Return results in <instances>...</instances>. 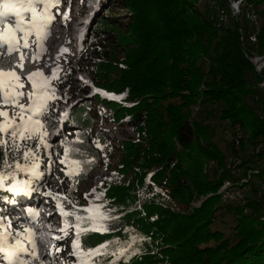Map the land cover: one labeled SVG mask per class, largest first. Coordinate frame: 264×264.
<instances>
[{
    "label": "trees",
    "instance_id": "1",
    "mask_svg": "<svg viewBox=\"0 0 264 264\" xmlns=\"http://www.w3.org/2000/svg\"><path fill=\"white\" fill-rule=\"evenodd\" d=\"M201 1L107 0L88 29L84 54L92 57L95 93L72 110L75 137L65 145L83 153L73 158L95 162L83 164L87 170L71 179L76 187L67 196L85 204L75 191L101 166L99 142L110 179L102 178L96 192H104L117 217L109 221L115 231L88 233L81 242L94 248L144 237L127 264H264V202L235 206L215 195L230 179L217 130L226 126L234 140L242 135L238 148L233 140L226 143L236 157L245 143L264 145V70L258 73L251 61L264 57V0H231L244 7L227 25L203 15L196 8ZM99 121L132 128L137 140L109 144L103 131L95 134ZM46 158L40 179L18 175L23 184L34 189L47 182ZM210 162L223 170L221 178L206 177ZM209 194L199 208L191 207ZM8 196L0 188V202ZM225 213L231 221L217 220Z\"/></svg>",
    "mask_w": 264,
    "mask_h": 264
},
{
    "label": "rangeland",
    "instance_id": "2",
    "mask_svg": "<svg viewBox=\"0 0 264 264\" xmlns=\"http://www.w3.org/2000/svg\"><path fill=\"white\" fill-rule=\"evenodd\" d=\"M106 2L107 0H64V3L59 8V12L63 14L70 9L68 13L70 18L65 21L62 16H57L51 29L50 38L46 41L47 52L42 58L34 62L33 56L36 55V45L32 44V50H28L24 58L26 66L23 68V71L17 72L21 77L25 76L26 78L31 73L38 70L42 71L46 76H51L53 69H61L58 73L59 80L52 81L56 89L57 99L50 104L47 114L42 118L48 133L46 140L52 146L42 154L44 157H47V168L49 170L46 176L47 182L41 187H36L34 189L28 186L22 187L24 184L21 182L18 175L25 174L18 173L14 179H9L3 187L8 189V192L14 195L15 198L17 197V202L15 204L9 203L6 206L4 205L0 211L3 228H6L7 233L13 236L18 235L24 247L26 243H31L34 249L38 250L40 248V243H37V240H35L37 235L36 225L38 230L41 231L39 235L44 233L55 236L53 239L47 238V242L50 241L51 243V248H48V251L46 250V256L44 258L45 264H77L76 257L71 255L73 251L72 245L75 239L74 230L68 229L67 235L61 231L64 227V218L60 215L57 207L56 194L67 195V192L72 191L76 187V184L74 185L71 181L73 178L66 175L67 169L64 164L60 163V160L65 153V141L68 139L67 137H75L69 122L72 117V110L77 107L80 102L82 103L83 99H87V96L95 91L92 85L90 68L92 57L84 54V46L87 42L88 29L95 18L103 11ZM218 5L220 7H218ZM227 5L232 12V16L228 13ZM243 7L244 4L239 7V2L232 3L229 2V0H202L198 3L196 8L203 15L208 17L223 18L224 21L222 22V20H219L220 23H226L227 25V23H231L232 17L239 15L238 13ZM53 11H55V9H53ZM63 49H68V51L62 53ZM13 60L15 59L13 58ZM19 60V57L16 58V61ZM251 61L258 73L264 70V57H256ZM3 71L9 72L14 70L7 68ZM260 88L264 89V79L260 84ZM23 91L25 93L32 91L30 83H25ZM71 95H73V98L70 99ZM263 105L260 106L263 107L262 110H264ZM7 110L11 113L10 108ZM93 110H96V108H93ZM197 110L198 109H196L195 112ZM50 116H55L56 118L50 119ZM215 125L225 124L216 121ZM225 127L226 126H222L217 130L218 139L216 141L219 143L223 153L227 155L225 169L230 174V179L224 180L222 187L215 195H221V199L223 198L222 202L229 201L237 203L235 206H245L251 199L264 202V173L258 175L259 172L264 171V145L260 144L252 148L245 143V149L236 157L230 152H227L225 148L226 143L232 142L233 140L238 148L239 139H241L242 135L234 140L230 135V130ZM128 128L129 127H121L113 123L102 124V121H99L95 129V134L103 131L104 137L108 140L106 142L118 146V142L131 139V136L135 134V131H130ZM114 141L117 142L114 143ZM98 149L102 154L101 166L92 173L91 179L87 185L83 184L81 188L75 191L79 199L78 201H84L85 204L79 205L72 199L79 206H87L90 201L96 200L92 190L95 189L97 191V189L101 188V179H105L110 174L106 167V155L104 151H101L100 148ZM114 163L117 165L118 160L116 159ZM204 173L209 180L214 181L221 178L223 170L218 169L214 162H210L204 166ZM75 178H77V176ZM12 184L18 185L17 191L14 192L10 190ZM48 192H52L53 195H47ZM18 193L21 195H18ZM228 193L234 195L236 200L234 199L233 201L230 198H226ZM86 196L87 199L85 198ZM212 196H214V194L201 197L199 200L193 202L191 207L193 209L199 208L203 201ZM28 204H33V206L38 205L40 207L44 205L48 208L51 214L42 217L44 224H39L37 222L35 226H32L29 220L30 217H27V211L24 209ZM65 207H69L66 202ZM34 209H36V207H34ZM245 212L249 214L251 210L247 209ZM232 218V215L225 213L223 216H219L217 220L228 222L231 221ZM261 221H264V217H261ZM43 225H45L47 229L42 231ZM53 226H57L58 232L53 231ZM217 227L223 228L224 225L221 223L218 224ZM26 229H30L31 232L34 233V236L29 237V233L25 231ZM40 239L43 241V238ZM10 242L15 243V240L13 239ZM64 245L67 247L65 250H62ZM21 257L24 259H20ZM29 259L30 262H28ZM9 260H14L15 264H21V262H23V264H34L28 251L18 253L16 257H9L7 253H0V264H9ZM44 263L35 261V264Z\"/></svg>",
    "mask_w": 264,
    "mask_h": 264
},
{
    "label": "snow or ice",
    "instance_id": "3",
    "mask_svg": "<svg viewBox=\"0 0 264 264\" xmlns=\"http://www.w3.org/2000/svg\"><path fill=\"white\" fill-rule=\"evenodd\" d=\"M63 3L64 0H0V53L8 56L19 53L20 63L14 67L23 70L24 50H32V44L36 45L34 62L47 52L46 41L50 38L57 16H62L65 21L70 18V9L63 14L59 12ZM67 51L68 49H63L62 53ZM60 71V68H55L51 76H46L38 70L22 78L15 71L0 70V188L18 173H24L34 179L42 177L40 160L43 152L52 147L46 140L48 133L42 118L47 114L50 104L57 99L52 81L59 80ZM26 82L30 83L31 92L23 91ZM101 94L113 100L123 99L122 96L106 92ZM9 108L11 113L7 110ZM96 147L103 151L104 146L99 142H96ZM73 153H80V150L66 146L60 163L65 165L66 175L74 179L87 170L83 164L94 163L95 158L91 161H81L73 158ZM27 184L25 181L22 187H27ZM10 190L17 191L18 185L12 184ZM92 193L95 199L101 202L90 201L87 206L77 205L65 194H56L57 207L64 218L61 231L67 235L68 229H73L75 234L71 255L76 257L77 264H117L118 261L127 264L128 259L138 252L134 246L143 241L144 237L130 235V238L123 242L106 241L94 248H87L81 242L82 237L88 233L104 234L115 231V228L109 226V221L117 217L112 216L113 209L106 207L104 192H96L93 189ZM47 195L52 196L53 193L48 192ZM85 198L87 199V196ZM65 202L69 207H65ZM0 229H3L0 230V253L16 257L18 253L27 251L18 235L13 236L3 228L2 218ZM25 231L29 233V237L34 236L30 229ZM13 239L15 243L10 242ZM109 257L114 259H108ZM9 264H15V261L9 260Z\"/></svg>",
    "mask_w": 264,
    "mask_h": 264
},
{
    "label": "bare ground",
    "instance_id": "4",
    "mask_svg": "<svg viewBox=\"0 0 264 264\" xmlns=\"http://www.w3.org/2000/svg\"><path fill=\"white\" fill-rule=\"evenodd\" d=\"M58 37V36H57ZM51 50V49H50ZM28 50L25 49L24 50V57L25 55L27 54ZM20 58V54L19 53H14L10 56L4 54V53H0V70H4V69H7V68H11L13 69L14 71L16 72H21L23 70H21L19 67H14V65H18L20 63V60L19 61H16V58ZM13 58L15 60H13ZM7 62V63H6ZM25 62H24V67H25ZM23 67V68H24ZM22 78H25V76H22ZM47 223V222H46ZM49 224V223H47ZM46 228L45 227H42V231L45 230ZM36 230H38L37 226H36ZM37 232H41L40 230H38ZM47 241V239H46ZM3 258V257H2Z\"/></svg>",
    "mask_w": 264,
    "mask_h": 264
},
{
    "label": "built area",
    "instance_id": "5",
    "mask_svg": "<svg viewBox=\"0 0 264 264\" xmlns=\"http://www.w3.org/2000/svg\"><path fill=\"white\" fill-rule=\"evenodd\" d=\"M233 3V2H232ZM130 131H132L133 129L132 128H128ZM134 131V130H133ZM131 140L132 141H136L137 140V134L135 133V134H133L132 136H131ZM238 144V143H237ZM255 174V173H254ZM226 198H230V199H232L233 201H234V199H235V197H234V195H232V194H230V193H228L227 194V196H226ZM223 199V198H222ZM236 200V199H235ZM225 202H229V201H225Z\"/></svg>",
    "mask_w": 264,
    "mask_h": 264
},
{
    "label": "water",
    "instance_id": "6",
    "mask_svg": "<svg viewBox=\"0 0 264 264\" xmlns=\"http://www.w3.org/2000/svg\"><path fill=\"white\" fill-rule=\"evenodd\" d=\"M229 2H231V0H229Z\"/></svg>",
    "mask_w": 264,
    "mask_h": 264
}]
</instances>
